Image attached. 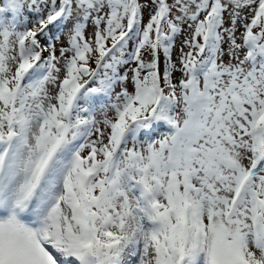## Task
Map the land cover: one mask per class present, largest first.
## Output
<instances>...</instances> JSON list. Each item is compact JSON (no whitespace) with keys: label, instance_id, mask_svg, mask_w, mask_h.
Wrapping results in <instances>:
<instances>
[{"label":"snow or ice","instance_id":"snow-or-ice-1","mask_svg":"<svg viewBox=\"0 0 264 264\" xmlns=\"http://www.w3.org/2000/svg\"><path fill=\"white\" fill-rule=\"evenodd\" d=\"M0 264H264V0H0Z\"/></svg>","mask_w":264,"mask_h":264}]
</instances>
